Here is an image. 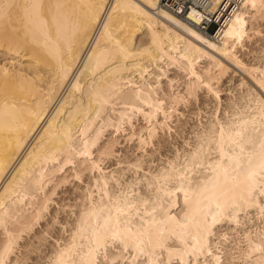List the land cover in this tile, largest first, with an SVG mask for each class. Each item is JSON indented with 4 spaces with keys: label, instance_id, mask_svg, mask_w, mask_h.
I'll use <instances>...</instances> for the list:
<instances>
[{
    "label": "bare ground",
    "instance_id": "obj_1",
    "mask_svg": "<svg viewBox=\"0 0 264 264\" xmlns=\"http://www.w3.org/2000/svg\"><path fill=\"white\" fill-rule=\"evenodd\" d=\"M257 18L264 19V0H242L216 37L161 0H0V52L38 68L29 75L0 66V264H9L19 238L44 217L55 193L48 195L47 186L59 173L72 168L81 179L103 171L93 156L106 128L119 132L140 114L153 139L159 115L165 122L172 116L157 97L167 75L162 63L186 73L189 96L203 85L217 96L212 71L222 77L235 66L264 92V66L249 67L238 56ZM143 34L146 40L138 42ZM205 61L210 65L201 68ZM154 66L162 73H153ZM261 95L248 113L208 129L182 167L171 163L149 179L152 199L112 192L110 176H95L99 200L89 189L71 239L50 264H99L101 251L114 242L121 253L109 257L112 264L124 252L131 264H140L141 256V264H162L161 254L166 264H200L199 257L210 256L219 263L210 245L219 222L238 224L252 208L264 220ZM172 96L177 105L183 95ZM259 226L256 234L244 233L243 255L264 264V221Z\"/></svg>",
    "mask_w": 264,
    "mask_h": 264
},
{
    "label": "rangeland",
    "instance_id": "obj_2",
    "mask_svg": "<svg viewBox=\"0 0 264 264\" xmlns=\"http://www.w3.org/2000/svg\"><path fill=\"white\" fill-rule=\"evenodd\" d=\"M252 24L255 30L249 33V39L247 38L244 41V46L238 49V56L249 67L264 66V19H254ZM214 27L211 28V31ZM144 40L146 37L143 34L139 37L138 42ZM204 63L206 64L204 65ZM162 64L167 75L163 77L159 90L157 89V97L165 100L164 106L170 110L172 116L165 122L162 115H159L157 123L154 122L153 139H150V130L148 129L152 126L140 114L133 117L132 122L126 123L119 132L113 128H106L103 137L95 146L93 156L95 159L101 158L103 171L84 172L81 179H76L73 176L72 168L66 169L67 172L59 173L58 178H55L47 186L46 193L48 195L55 192L51 196L52 200L48 210L29 234L23 233L19 238L13 251L14 254H11L12 260L8 261L9 264H50L52 255L54 256L56 251L71 239L77 219L84 210L85 204L88 203H85L86 198L84 197L90 191L89 189L92 188L94 199L99 200L100 194L92 185L95 176L98 177L103 172L110 176L109 189L111 188L112 192L129 191L131 192L130 198L137 199L142 194L141 197L145 198L148 195L147 197L152 199L153 192L148 186L149 179L151 180L160 170L168 169L171 163L184 164L189 159L188 153L191 154L194 151L208 129H214V126H218L219 122L224 125L231 123L237 112L248 113L251 109L249 110L247 105H253L251 100L257 96V93L264 96V92L259 90L254 78L241 69L239 70L238 67L236 69V66L222 77L217 70L212 71V77H215L212 84L219 93L217 96L206 85L199 88L197 94L189 96L187 95L188 78L186 73L176 66L168 67L165 63ZM2 65L10 66L9 68L17 70L21 74L30 75L34 70H38V68L30 66L26 59H18L5 52H0V66ZM206 65H210L209 61L202 62L200 67L205 68ZM200 67L198 68L200 69ZM151 71L162 73L155 66ZM175 93L183 95L181 102L177 105L173 102L175 96L172 95ZM108 147H112L111 155L101 156L100 152L107 150ZM136 163L141 164V168H134L133 165ZM203 173L205 172L202 171ZM199 175L201 174L198 173L197 176ZM61 177H64L66 183L59 185ZM55 188L56 191H54ZM39 200H41L40 197L36 201ZM180 209L178 207V211ZM253 209H250L251 212L249 210L248 213L245 212V216L241 214L244 212H240L239 220L241 222L239 221L238 224L223 221L215 226L213 234L210 236V245H212L213 251L221 257V261L217 264H255L250 257L243 255L244 233L252 232L257 227L261 228L259 225H262L264 221L263 217L261 218ZM253 232L252 234H256ZM0 233L1 244L5 234H3V230ZM106 250L107 252L101 251L99 254V264H112L109 261L112 255L117 256L121 253L117 242L109 244ZM124 253L125 258L123 260L121 257L116 258L114 264H131L130 254ZM162 258L161 254L159 262L166 264L161 261ZM212 259L211 256L207 259L199 257V263L213 264ZM144 261L145 256L137 259V263L140 264ZM171 264L181 263L174 259Z\"/></svg>",
    "mask_w": 264,
    "mask_h": 264
},
{
    "label": "built area",
    "instance_id": "obj_3",
    "mask_svg": "<svg viewBox=\"0 0 264 264\" xmlns=\"http://www.w3.org/2000/svg\"><path fill=\"white\" fill-rule=\"evenodd\" d=\"M161 2L202 32L218 37L219 31L227 25L242 0H222L215 9H212L214 0H161ZM213 26L215 27L211 31Z\"/></svg>",
    "mask_w": 264,
    "mask_h": 264
}]
</instances>
